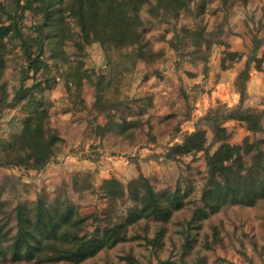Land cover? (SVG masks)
<instances>
[{"label": "rangeland", "instance_id": "obj_1", "mask_svg": "<svg viewBox=\"0 0 264 264\" xmlns=\"http://www.w3.org/2000/svg\"><path fill=\"white\" fill-rule=\"evenodd\" d=\"M54 1L50 12L57 18L64 6ZM0 2L1 22L21 34L9 33L0 43V264H13L19 219L35 229L47 216L57 220L70 211L68 232L85 238L101 235L109 222H127L135 208L127 186L140 175L158 194L179 189L184 207L159 240L161 226L140 220L128 226L124 241L76 264H264V199L206 210L204 220L190 222L203 207L206 156L222 143L216 126L231 146L258 143L264 152V0H189L176 17L149 0L139 11L141 43L121 48L83 42L65 9L60 39L52 37L53 28L39 37L40 4L24 9L25 0ZM35 110L46 112L44 128L63 143L40 170L5 163ZM242 111L260 115L261 132L225 120ZM104 128L110 132L101 135ZM197 130L205 133L204 151L169 157ZM111 181L123 187L124 198L108 195L116 192ZM51 230L40 241L51 240Z\"/></svg>", "mask_w": 264, "mask_h": 264}, {"label": "trees", "instance_id": "obj_2", "mask_svg": "<svg viewBox=\"0 0 264 264\" xmlns=\"http://www.w3.org/2000/svg\"><path fill=\"white\" fill-rule=\"evenodd\" d=\"M20 1L14 0V3L19 4ZM188 1L157 0V6L164 10V14L176 17L182 9L187 8ZM147 2L149 0H59V4L64 8L59 9L60 16L55 11L57 18L50 12L52 5L55 4L53 0H25L22 8L31 9L33 4L38 3L40 4L39 9H43L41 12L43 19L37 28L39 37L42 35L45 37L47 33H50L47 29L53 28L52 31L55 34L52 37L60 39L61 17L65 9L74 17L83 42L86 44L99 42L101 45L121 48L141 43L142 38L138 31L141 25L139 11ZM222 2L226 3L227 0H222ZM1 7L2 3L0 2V10ZM9 33H14L21 38L19 30L14 24L5 25L0 19V43L4 37L9 36ZM189 35L194 34L189 33ZM28 60L29 65L34 66L35 62L30 58ZM243 81L240 83L239 77L241 96L245 90ZM46 118L47 114L44 110L33 111L32 115L24 121L16 145L6 150L8 159L5 163H14L32 170H40L51 162L55 157V149L63 143V140L55 132L44 128ZM226 119L245 122L249 131L261 132L259 114L253 115L248 111L237 112V114L235 112L227 115ZM118 127L120 129V126ZM123 128L121 127V129ZM105 132H110V130L106 128L101 135ZM214 135L215 139L222 143L213 155L206 156L208 177L200 198L203 207H198L195 210L190 221L191 224L204 220L207 217L206 210L209 213H215L227 205L253 206L264 199V152L258 150V143H244L243 147L231 146L225 142L228 136L225 130L219 126L214 128ZM205 144V133L197 130L187 135L182 144L175 145L171 149L174 154L171 153L169 157L174 159L175 155L184 156L191 151H204ZM256 150H258L257 154H253ZM249 155L252 156L248 166L245 164V157ZM112 182L116 186V192L108 195L113 199L124 198L123 187L115 181ZM136 187H141V192H135ZM127 193L135 204V208L128 213L127 222H109L99 236L85 238L69 233L68 229L72 219L70 211H67V216H61L57 220L52 215L47 216L48 223L39 222L35 229H31L34 226L30 220L25 219L22 224L19 219L17 231L12 238L13 242L10 247L12 263L16 264L22 261L36 264L60 261L81 263L99 251L124 241L128 226H132L140 220H152L161 226L154 239L159 240L164 233L163 226L170 221L174 212L185 205L184 197L180 194L179 189L158 194L141 175L137 180L128 184ZM61 224L64 225V228L58 232ZM49 228H52V238L49 240L48 235L45 236V241L49 240L47 244L45 241H40L38 236H42L44 230Z\"/></svg>", "mask_w": 264, "mask_h": 264}]
</instances>
